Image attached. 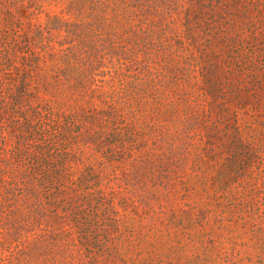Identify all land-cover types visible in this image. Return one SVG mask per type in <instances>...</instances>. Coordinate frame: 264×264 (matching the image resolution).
<instances>
[{
    "label": "rangeland",
    "instance_id": "rangeland-1",
    "mask_svg": "<svg viewBox=\"0 0 264 264\" xmlns=\"http://www.w3.org/2000/svg\"><path fill=\"white\" fill-rule=\"evenodd\" d=\"M0 264H264V0H0Z\"/></svg>",
    "mask_w": 264,
    "mask_h": 264
}]
</instances>
